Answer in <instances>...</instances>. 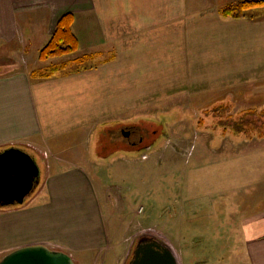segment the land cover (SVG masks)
<instances>
[{
  "label": "crops",
  "instance_id": "obj_1",
  "mask_svg": "<svg viewBox=\"0 0 264 264\" xmlns=\"http://www.w3.org/2000/svg\"><path fill=\"white\" fill-rule=\"evenodd\" d=\"M218 7L212 0H0V152L21 149L36 164L41 160L46 171L23 205L0 207V260L15 249L44 245L66 253L75 264H105L117 245L126 246L115 242L119 236L109 229L110 208L82 170L83 141L94 126L119 116L122 103L128 105V100L121 102L120 88L207 87L204 80L211 81L215 73L246 75L253 60L252 71L260 72L264 46L255 47L253 41L264 25L223 18ZM66 14L73 15L74 54L107 56L92 70L38 78L32 57ZM242 39L249 51L243 50ZM83 161L88 162L85 155ZM261 191L246 211L242 203L240 256L245 264H264ZM183 201L177 211L162 214L165 224L175 220V233L165 225L159 238L152 236L171 248L177 264L186 252L178 249V242L187 241L178 225L185 214Z\"/></svg>",
  "mask_w": 264,
  "mask_h": 264
},
{
  "label": "rangeland",
  "instance_id": "obj_2",
  "mask_svg": "<svg viewBox=\"0 0 264 264\" xmlns=\"http://www.w3.org/2000/svg\"><path fill=\"white\" fill-rule=\"evenodd\" d=\"M212 1L220 13L227 5L248 0ZM246 15L264 25V7ZM241 41L247 51V41ZM253 45L264 46V32ZM91 53L43 64L35 56L32 68L53 77L92 70L107 55ZM251 63L246 75L215 73L211 81L204 80L207 87L119 89L121 102L128 100V105L122 103L119 116L88 132L80 162L110 208L109 229L119 236L115 242L126 244L117 245L105 264L127 261L139 238H159L165 225L174 234L175 220L169 217L165 224L167 216L162 214L177 211L183 198L185 214L178 221L187 240L178 242V249L186 250L182 264H245L240 256L242 203L246 211L264 189V137H259L264 134V64L257 72L252 71L256 62ZM37 164L42 180L45 167L41 160Z\"/></svg>",
  "mask_w": 264,
  "mask_h": 264
},
{
  "label": "water",
  "instance_id": "obj_3",
  "mask_svg": "<svg viewBox=\"0 0 264 264\" xmlns=\"http://www.w3.org/2000/svg\"><path fill=\"white\" fill-rule=\"evenodd\" d=\"M38 183L39 167L31 155L18 148L0 152V207L23 205ZM0 264L75 263L64 252L51 250L44 245H33L7 253ZM128 264H177V260L165 242L147 238L136 243Z\"/></svg>",
  "mask_w": 264,
  "mask_h": 264
},
{
  "label": "trees",
  "instance_id": "obj_4",
  "mask_svg": "<svg viewBox=\"0 0 264 264\" xmlns=\"http://www.w3.org/2000/svg\"><path fill=\"white\" fill-rule=\"evenodd\" d=\"M260 7H264V0L240 1L238 3L230 4L223 7L220 10L219 14L223 18L244 19L247 17V11ZM72 23V14H66L61 17V19L57 23L56 29L52 37L50 38L48 43L39 51V60L45 61L48 59L59 58L65 55H71L76 53L78 49V41L71 30ZM61 68L59 67V70H61ZM33 75L37 76L38 78L50 77V75L45 74L43 72L36 73ZM259 137H264V134L260 135ZM245 138H251L250 134L245 136Z\"/></svg>",
  "mask_w": 264,
  "mask_h": 264
},
{
  "label": "flooded vegetation",
  "instance_id": "obj_5",
  "mask_svg": "<svg viewBox=\"0 0 264 264\" xmlns=\"http://www.w3.org/2000/svg\"><path fill=\"white\" fill-rule=\"evenodd\" d=\"M123 132H124V131H123ZM124 133H125V132H124ZM141 143H142V138L139 140V145H142ZM135 144H136V143H135ZM132 147H134V146H132ZM147 238L154 239V237H152V236H143V237L139 238L137 242H139L141 239H147ZM131 256H132V255H131Z\"/></svg>",
  "mask_w": 264,
  "mask_h": 264
}]
</instances>
